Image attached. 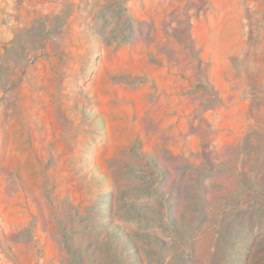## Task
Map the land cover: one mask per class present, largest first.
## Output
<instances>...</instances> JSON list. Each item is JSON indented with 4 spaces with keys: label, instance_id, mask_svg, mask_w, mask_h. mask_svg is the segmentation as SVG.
Segmentation results:
<instances>
[{
    "label": "rangeland",
    "instance_id": "rangeland-1",
    "mask_svg": "<svg viewBox=\"0 0 264 264\" xmlns=\"http://www.w3.org/2000/svg\"><path fill=\"white\" fill-rule=\"evenodd\" d=\"M0 264H264V0H0Z\"/></svg>",
    "mask_w": 264,
    "mask_h": 264
}]
</instances>
